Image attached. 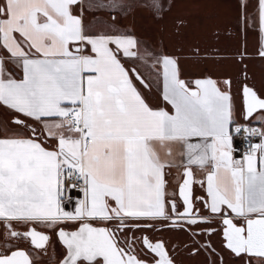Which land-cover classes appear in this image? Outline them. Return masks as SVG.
<instances>
[{"label":"snow or ice","instance_id":"6c2138e0","mask_svg":"<svg viewBox=\"0 0 264 264\" xmlns=\"http://www.w3.org/2000/svg\"><path fill=\"white\" fill-rule=\"evenodd\" d=\"M172 2L0 0V264H264V85L247 63L264 60V0H235L231 51L124 23ZM209 61L239 71L186 70Z\"/></svg>","mask_w":264,"mask_h":264},{"label":"flooded vegetation","instance_id":"af4514ba","mask_svg":"<svg viewBox=\"0 0 264 264\" xmlns=\"http://www.w3.org/2000/svg\"><path fill=\"white\" fill-rule=\"evenodd\" d=\"M175 8L171 12L167 13L163 20L157 21L148 17L145 11H141L138 21L137 29L138 32L148 34L152 36H167L170 42H178L176 36H189L190 32L193 31V35L202 36L201 45L211 46L219 44V46L226 50L231 51L239 46L240 40L238 36L229 37L224 33V30L230 25H235L236 22V4L233 0L230 5L228 0H173ZM178 11L180 16H178ZM130 17V16H129ZM126 20L129 21L130 19ZM132 17V16H131ZM130 17V18H131ZM178 19L186 21L180 34L177 35L174 31L176 21ZM219 28L221 30V38L217 42L213 37V30ZM248 48L249 51H255L256 48V36L254 34H248ZM258 59L248 61V72L255 79L259 86L261 72L264 71L262 66L259 64ZM225 62V61H224ZM222 62V63H224ZM222 63L218 64L221 65ZM214 64V63H213ZM217 66V64H214ZM239 71V65L236 67V73ZM235 74V73H234ZM165 237H173L175 239L178 235L181 240H187V236L184 234L176 233H160ZM212 240L219 248L220 241L217 236H213ZM53 245L56 249L57 259L62 258L64 253L63 246L58 242L55 235L52 236V243L49 245V256H51ZM22 246L27 247V244ZM180 264H205V256L201 253L198 256H189L185 253H181L178 257ZM226 264H239L238 261L231 259L227 255L225 256ZM39 264H46L45 258L41 257Z\"/></svg>","mask_w":264,"mask_h":264},{"label":"crops","instance_id":"0c3cea01","mask_svg":"<svg viewBox=\"0 0 264 264\" xmlns=\"http://www.w3.org/2000/svg\"><path fill=\"white\" fill-rule=\"evenodd\" d=\"M174 8H175V6H174V4H172L171 10L174 9ZM140 13H141V10H138V11L135 12V15H134L135 23H134V21L133 22H129V21L126 22V20L124 21V23H132V24L135 25V27L137 29V21H138V17L140 15ZM147 16L151 17L148 14H147ZM137 31H138V29H137ZM236 67H237V64H235L233 61H225L221 65H217V66L209 61L205 65H199V66H194V65L189 64L187 66L186 70L189 71V72L198 73L202 69L207 68L214 76H223V75H233L234 73H236ZM258 126L263 127V125H258ZM258 140H259V138L255 139L254 142H258ZM234 146H236V140L235 139H234ZM173 171L175 172L176 170H173ZM198 176H199V173H198ZM196 194L197 195L201 194L200 193V189L198 187L196 189Z\"/></svg>","mask_w":264,"mask_h":264},{"label":"rangeland","instance_id":"374dc122","mask_svg":"<svg viewBox=\"0 0 264 264\" xmlns=\"http://www.w3.org/2000/svg\"><path fill=\"white\" fill-rule=\"evenodd\" d=\"M229 1V3H230V5L232 4V2H233V0H228ZM172 4H174L173 2H172ZM179 13H181V12H179L178 11V16L177 17H179L180 16V14ZM131 17V16H130ZM129 17V22H133L135 19V17L134 16H132L131 18ZM134 23H135V21H134ZM190 35L189 36H176V39H177V41L178 42H170V40H168V39H170L169 37H167V36H164L163 37V39H164V41H165V43L166 44H168L169 45V47H171V46H173L174 44H177V43H184L186 46L187 45H190V44H194V43H199V44H201V41H202V36H197V35H193V31L192 32H190L189 33ZM249 34V33H248ZM250 34L251 35H253L254 36V34H255V36H256V33L255 32H250ZM162 37V36H161ZM259 61V64L262 66V68L264 69V60H260V59H258ZM261 78H260V82H259V85H264V71H262L261 72ZM263 127H264V125H263Z\"/></svg>","mask_w":264,"mask_h":264},{"label":"built area","instance_id":"2783aa9c","mask_svg":"<svg viewBox=\"0 0 264 264\" xmlns=\"http://www.w3.org/2000/svg\"><path fill=\"white\" fill-rule=\"evenodd\" d=\"M257 138L258 137H251L250 140L254 142L255 139ZM234 139L236 140V146H239L241 149L245 147L246 142L243 139H241L240 136H236Z\"/></svg>","mask_w":264,"mask_h":264}]
</instances>
